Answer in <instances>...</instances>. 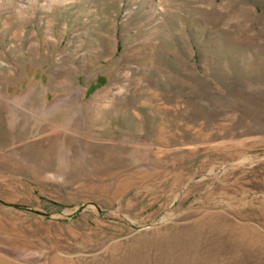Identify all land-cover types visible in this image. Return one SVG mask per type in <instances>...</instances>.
Masks as SVG:
<instances>
[{
    "label": "rangeland",
    "instance_id": "1",
    "mask_svg": "<svg viewBox=\"0 0 264 264\" xmlns=\"http://www.w3.org/2000/svg\"><path fill=\"white\" fill-rule=\"evenodd\" d=\"M0 264H264V0H0Z\"/></svg>",
    "mask_w": 264,
    "mask_h": 264
}]
</instances>
